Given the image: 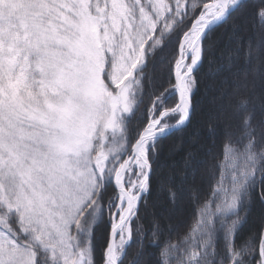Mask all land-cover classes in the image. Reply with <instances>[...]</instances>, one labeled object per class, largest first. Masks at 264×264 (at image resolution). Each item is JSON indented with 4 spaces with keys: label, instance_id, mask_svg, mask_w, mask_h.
<instances>
[{
    "label": "snow or ice",
    "instance_id": "6c2138e0",
    "mask_svg": "<svg viewBox=\"0 0 264 264\" xmlns=\"http://www.w3.org/2000/svg\"><path fill=\"white\" fill-rule=\"evenodd\" d=\"M129 259L264 264V0H0V264Z\"/></svg>",
    "mask_w": 264,
    "mask_h": 264
},
{
    "label": "trees",
    "instance_id": "16d2710c",
    "mask_svg": "<svg viewBox=\"0 0 264 264\" xmlns=\"http://www.w3.org/2000/svg\"><path fill=\"white\" fill-rule=\"evenodd\" d=\"M257 2V0H253V3ZM212 98H213V93L211 92H205L203 89L201 91V95L198 97L199 100V108H198V116L197 119L203 121L205 119L206 114L208 113L211 104H212ZM159 195V193L157 194ZM186 206V201L185 204L181 206L182 210ZM136 252V249L133 248L131 250V254L134 255ZM128 264H131V259H129Z\"/></svg>",
    "mask_w": 264,
    "mask_h": 264
}]
</instances>
